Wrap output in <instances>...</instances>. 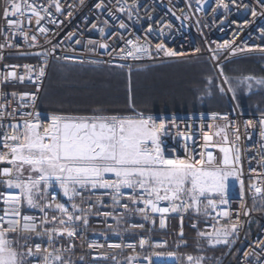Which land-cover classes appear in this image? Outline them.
<instances>
[{"label":"snow or ice","instance_id":"obj_1","mask_svg":"<svg viewBox=\"0 0 264 264\" xmlns=\"http://www.w3.org/2000/svg\"><path fill=\"white\" fill-rule=\"evenodd\" d=\"M185 6L190 9L185 12L184 9L176 8L172 5L168 8L171 16L181 22V27L185 21H191L196 13L215 12V8L206 9L210 0H184ZM217 7L224 13V18L231 12L230 5L237 9L243 7L251 15L253 23L256 18H264V0H255V6L250 3H244V0H214ZM67 3V0H64ZM85 0H79V5L75 2L68 4V10L65 12L61 0H47V7L38 0H6L3 10V18L6 22L8 31L0 33L4 36V41L0 42V50L6 48L19 49V45L11 41L16 35L23 37L29 49H42L31 53H21L22 55H33L41 58V64L33 68L29 64L6 65L10 70L6 73L0 72V84L11 81L23 82L25 79L36 83V92L16 93L0 90V164L10 165L0 169V184L8 189H18L17 195H8L4 198V215L0 216V264H29L33 257L39 256L38 264H73L70 256L66 258L74 247L71 238L77 234L78 225L76 222L86 228L89 224L90 215H100L105 218L111 217L116 221V227L109 225L114 231H119L121 218L127 213L138 214L143 217L145 222L155 225V218L152 214H160V228L166 227L163 214L169 212H187L194 211L197 215L209 216L208 211L211 208L216 212L217 217H230L229 210H218L219 205H229L228 183L229 178H234L240 184L241 200L245 194V182L242 179L243 170L239 167L241 160V150L239 141L241 133L239 129L234 132L235 141L232 146L228 144L227 135L223 137V144L214 145L219 147V152L223 154L221 159H217L211 152H195L187 155L186 158H169L165 155L162 136L169 134L167 124L164 121L157 123L151 116L144 117L138 114L134 118L116 117V116H70V115H52L50 120L45 122L41 120L40 113L37 111L24 112L17 121L16 113L20 108L34 106L40 91L42 78L46 75V68L49 64V58H55V52L60 47L61 42L53 44L48 39L50 29L41 26V21L47 20L48 24H53L57 28L63 25L64 21L56 18L55 14L72 16L73 11L83 6ZM141 7H144L147 17L144 30L146 32L143 40L139 36H134L129 24L119 14H123L132 23H141L142 18L139 15ZM51 12L49 9H53ZM97 11V19L103 15L112 17L117 23L115 26L104 20L102 26L97 23L90 25L101 36V40H87L86 45H94L87 51L92 54H98L99 49H103L106 55L116 54L120 60L133 61L140 60L145 56H151L153 48L149 36L157 31L162 36L165 35V28L171 32L174 25L170 20L156 21L148 15L154 8L141 5L138 0H98L94 5ZM180 12V15H177ZM219 15V14H217ZM25 18L30 25L35 20L38 26L37 31L45 35V43L50 44L51 48H44V45L38 43V36L29 33L31 28L25 30L23 25ZM216 17L213 18L215 23ZM199 25L201 18L192 21ZM106 29L108 30L106 32ZM55 35V33H51ZM203 35V33H201ZM67 38L74 44H81L80 33L69 32ZM239 31L233 36L232 41H225L217 48L208 46L211 54L210 58L219 63L220 56L223 54L227 59L229 56H235L237 53L251 52L253 48L245 43L236 44L235 40ZM108 40L117 37L121 42L120 46L109 44L103 38ZM131 37V38H126ZM260 39L264 40V28L260 29ZM258 47V46H257ZM264 53V47L259 48ZM74 51V49H73ZM155 51L157 54L163 52L166 56L173 57L183 55L170 48L165 43H156ZM199 51V49H197ZM4 59L0 51V61ZM77 63H110V61H101L97 59H76ZM24 69V75H18L17 68ZM124 67V65H116ZM220 76L223 81L218 85L221 93L226 90L233 93L235 99L236 89L232 87V82L224 75L223 67L219 68ZM211 84V78L208 79ZM224 85H228L225 89ZM246 87L251 92L254 86L264 88V78L246 76L236 81V87ZM206 95H211L207 90ZM203 98V97H201ZM19 99L16 108L9 111V106L13 100ZM31 102V103H29ZM7 117L11 120L5 124ZM228 120L227 115L221 117ZM215 119V117H214ZM173 118L171 124L175 125ZM235 123L231 121L230 124ZM260 140L258 154L261 162H264V112H261L258 121H245V131L247 139L251 140L252 135L249 129L257 130ZM219 133H217L218 135ZM184 141L192 140L193 137L187 134H180ZM205 141L203 147L207 149L212 136L207 132L203 133ZM190 145L185 143L186 153ZM27 172V175L25 174ZM258 182L250 183L248 190L253 193V204L256 203L257 196L264 200V174ZM58 186L63 196L71 202V210L64 203L57 200L56 196L49 192ZM106 190L103 195L110 196L112 204H104L101 196H96V190ZM124 189L131 192L125 195ZM87 193V195H85ZM3 194H0L2 196ZM77 198L80 204L76 203ZM95 198V204H90L87 208L81 207V204ZM128 202L121 203L122 200ZM163 202H168L169 206H161ZM53 204L55 208L53 209ZM97 205L101 207H111L113 211L92 212ZM140 205H143L141 207ZM37 208L43 215L40 222H36V217L23 214V208ZM47 210H54L59 213L60 224L66 227L58 228L53 223L51 228L44 225L54 222L57 217L53 215L51 221ZM116 209H124V212H117ZM259 211H264L262 205ZM251 209L245 204L241 209L244 216L251 218ZM237 219H229L228 223L221 224L219 220L212 225V231H197V235L204 239L212 248L217 246H233L239 239L240 230L244 223ZM216 218L213 217V220ZM183 217H181V225ZM130 229H144L145 223L131 224ZM197 228L196 224L192 225ZM128 230V229H125ZM63 236L69 240V248H56L52 241L55 236ZM183 228L181 226L180 236L183 237ZM36 236H47L48 247H42L40 244H30L29 241ZM23 238V243L21 239ZM186 245V241H182ZM264 244V241H257ZM149 246V251L140 259L139 254L128 256L126 259L129 264H153L152 257L160 256L161 253L154 251L166 245V242L151 243L148 238L139 240V248L144 249ZM91 249H100L104 245L90 243ZM110 249L124 248L136 251L135 244L113 243L107 245ZM180 244H177V249ZM199 247V245H198ZM200 251H203L201 248ZM173 257L177 264H206V257L203 255L184 254L178 251H170L166 254ZM246 257H251L244 264H264V248L259 252L253 250L251 253H243ZM108 259V256L96 257L95 259ZM83 261L84 257L81 256Z\"/></svg>","mask_w":264,"mask_h":264},{"label":"built area","instance_id":"obj_2","mask_svg":"<svg viewBox=\"0 0 264 264\" xmlns=\"http://www.w3.org/2000/svg\"><path fill=\"white\" fill-rule=\"evenodd\" d=\"M39 3H43L47 7V0H38ZM65 12L68 10V4L75 2L79 5V0H67V3H64V0H61ZM98 0H85L83 6L78 7L73 11L72 16H65L55 14L56 18L63 20L64 23L59 28L53 24H48L47 20L41 21V26H44L51 30L48 34V39L52 41L53 44L57 42L60 43V47L56 49L55 58H49V64L46 68V75L42 78V83L40 84V91L38 93V98L35 101L34 106H29L27 108H20L17 113V121L23 115L24 112L37 111L40 113L42 121H49L52 115H70V114H61V113H51L40 111L39 105L43 95L44 88L46 86L49 72L54 63L84 66V67H95V68H119L122 70H133L138 67H147L155 66L161 64H167L176 61H189L197 58H205L213 66L218 74L220 66L224 67L225 65L256 56H264V53H261L259 48L264 47V40L260 39V29L264 28V18H256L253 23H248V21L253 20L251 15L247 12L246 9L240 7L237 9L234 5H230L232 9L231 12L227 15V19L224 18V13L219 7L216 6L214 0H210L209 4L206 5V9L215 8V12H208L205 17V13H196L192 16L191 21H185L184 26L181 27V22L176 20L175 17L171 16L168 11V8L172 5H175L176 8L184 9L185 12H189L185 6L184 0H138V2L149 8H154L153 11H150L148 15L153 17L156 21H168L174 25L171 32H168L165 28V35H161L159 32L154 31L150 34L149 39L152 42L153 48L151 50V56H145L140 60L133 61L131 58L128 60H120L116 57V54L113 53L112 56L106 55L103 49L98 50V54H92L87 51L88 48L94 47V45H86L85 41L101 40L100 34L95 30L91 29L90 25L92 23H97V26L100 27L103 24L104 20H108L109 24L115 26L116 21L106 14L97 19V11L94 8V5ZM129 3H132V0H128ZM244 3H250L255 6V0H244ZM6 5V0H0V33L8 31L6 22L3 18V10ZM51 12H54L53 9H49ZM180 12H177V15H180ZM219 14V15H217ZM125 23L129 24L131 32L134 36H139L143 40L146 35L144 30V25L146 24L147 17L145 16L144 7H141L139 15L142 18L141 23H132L131 20H128L123 14H119ZM197 16L201 18V23L197 25L193 23ZM216 17L215 23H213V18ZM24 29L29 28L32 31L29 33L36 34L38 36V43L44 45V48H51L50 44L45 43V35L40 34L37 31L38 26L35 24L33 19L32 23L29 25L27 18H25ZM108 30L106 29V32ZM239 31V35L235 40L236 44L245 43L248 47L253 48L251 52L237 53L235 56H229L227 59L224 58L222 54L219 59V63L213 61L208 50V46L211 45V48L215 49L218 45L223 44L225 41H232L233 36ZM69 32H78L80 33L81 44L77 45L72 43L67 38V33ZM51 33H55L52 35ZM203 33V35L201 34ZM131 38V37H126ZM109 44L120 46L117 37H112L108 40L107 37L103 38ZM4 41V36L0 35V42ZM15 44H18L19 49L16 48H6L2 51L4 59L0 61V72L6 73L10 69L6 65H24L29 64L33 68L41 64V58H38L33 55H22L21 53H31L37 50L42 49H29L24 41L23 37L16 35L14 40L11 41ZM165 43L167 48H170L178 53H183V55H177L173 57L166 56L163 52L157 54L155 51L156 43ZM258 46V47H257ZM74 49V51H73ZM199 49V51H197ZM76 59H83L85 61L89 59H97L101 61H110V63H100V64H90V63H77ZM124 65V67H116V65ZM18 75H24V69L19 67L16 69ZM36 83L25 79L22 83L19 81H11L8 83L0 84V90L5 92H16V93H33L36 92ZM19 103V99L13 100L9 106V111L12 108H16ZM31 103V102H29ZM138 114H142L144 117L151 116L153 120L157 123L164 121L167 124L169 134L162 136L163 148L165 155L169 158L179 157L181 159L186 158L187 155H192L193 150L195 152H211L217 159H221L223 154L219 152V147L214 145L223 144V137L227 135L228 144L226 146H232V143L235 141L234 132L239 129L241 133V139L239 141L240 150H241V160L239 167L242 168L243 174L242 179L245 182V194L243 197V203L241 200V194L237 196L228 197L230 204L229 205H219L218 210H229L230 217H217L216 212L211 208L208 209L210 215L205 217L203 215H197L194 211L189 210L187 212H169L163 214L166 227L161 229L160 224V214H152L155 218V225L153 226L149 222H145L143 217L138 214H125L121 218V223L119 224V231H114L108 226L111 224L116 227V221L111 217L105 218L100 215H90L88 217L89 224L85 228L81 222H76L78 225L77 234H75L71 240L74 247L69 253H66V258L70 256L73 264H129V261L126 259L128 256H136L139 254L140 259H143V256L146 252L149 251V246H145L144 249L139 248V240L141 238L150 239L151 243H161L166 242V245L160 248L154 249V251L161 253L160 256H153V264H177L176 261H169L167 258L169 256L163 255L166 254L175 244L176 250L184 248L185 244L184 235L186 230H189L193 233L196 238L202 239L197 235V231H212V225L219 220L221 224L228 223L229 219H237V214L239 213V220L244 223V227L240 230L239 239L236 240L235 244L230 247H226L223 255L217 260V264H244V262L251 257H246L243 255L245 252L251 253L253 250L259 252L261 248H264V244H259L257 241H264V211H259L258 209L264 205V200H261L259 196L256 198L255 205L253 204V193L248 190L250 183L258 182L262 175L264 174V162H261V157L258 154L259 145L257 141L260 140L257 130L249 129V133L252 135V139H247L244 135L245 131V121L254 120L258 121L261 114L245 115L243 114L235 104H233L231 110L226 112H198L191 114H175V115H150L141 112H133L127 115H104V116H116V117H126L134 118ZM227 115L228 120H224L221 117ZM70 116H82V115H70ZM87 116V115H85ZM93 116V115H88ZM215 117V119H214ZM175 119V125L171 124V121ZM11 120V117H7L4 121L7 124ZM231 121L235 123L230 124ZM3 129H0V134L3 133ZM207 132L212 136V142L210 146L205 149L203 147L205 141L203 140V133ZM181 133L187 134L193 137L192 140L184 141ZM217 133H219L217 135ZM185 143L190 145L189 151H185ZM3 167H11L10 165L0 164V169ZM106 190L98 189L96 190V196H101L104 204L111 205L112 201L110 196L103 195ZM125 195L129 194L131 191H125ZM19 192L11 191L6 188L3 184H0V216L4 215V209L8 207L4 204V198L8 195H17ZM56 196L57 200L61 203H64L66 207H69L71 210V202L67 198H64L59 192H52ZM87 195V193L85 194ZM128 202L126 199L122 200L121 203ZM76 203L80 204V199L77 198ZM90 204H95V198L87 201L84 204H81V207L87 208ZM247 205V208L251 209V218L246 217L242 214L241 209L244 205ZM143 207V205H140ZM161 206H169L168 202H163ZM55 205L53 204V209ZM49 213V219L55 215L57 219L54 222H50L44 227L51 228L53 223L58 228L66 227L65 224H60L59 213L54 210H47ZM99 211H113L111 207H101L97 205L92 209L93 213ZM117 212H124V209H116ZM23 214L31 215L36 217V222H40V217L43 215L39 210H28L27 207L22 209ZM181 217H183V222L181 225ZM213 217L216 219L213 220ZM172 221L177 223V231L172 229ZM145 223L144 229H130L131 224ZM196 224L197 228H193L192 225ZM181 226L183 228V237L180 236ZM128 229V230H125ZM172 235V236H171ZM23 243V238H20ZM30 244H40L42 247H48V237L47 236H34L32 240L29 241ZM53 245L56 248L63 246L64 248H69V240L63 236H55ZM90 243H96L104 245L100 249H91L88 247ZM119 243V244H135L137 245L136 251L133 252L131 249L124 248L123 251L120 249H110L107 247L109 244ZM177 244H180V247L177 249ZM108 256V259H95L96 257ZM83 256L84 260L81 261L80 257ZM39 256L33 257L30 259L29 264H38ZM144 264H147L145 261Z\"/></svg>","mask_w":264,"mask_h":264},{"label":"rangeland","instance_id":"obj_3","mask_svg":"<svg viewBox=\"0 0 264 264\" xmlns=\"http://www.w3.org/2000/svg\"><path fill=\"white\" fill-rule=\"evenodd\" d=\"M256 57H260L259 59L264 58V56H256ZM204 59L205 58H197V59L189 60L191 63L190 65L192 66H188V67L180 66V67H184L181 70L182 71L181 73L184 75L173 74L174 75L173 78L170 79L167 78L165 80L166 83L165 84L162 83L163 85L156 80H154L153 82L152 81L148 82L149 79L144 80L140 77L134 78L135 76L133 75V73L144 70L146 68V67H138L129 71L121 69V71H124L121 72L123 75L121 76L117 75L115 76L114 79H110L111 81H108L107 78L99 77L93 81H90L87 84L79 83V82L77 83L76 81H71V82L69 81L68 83L60 82L59 85L56 86L55 93L53 94L60 97L59 92H61V90L64 89L77 90V91L81 90L87 92L105 91L106 93L109 94H102V95L98 94L99 96H97L96 98H86L82 102L85 105H88L102 101L104 103H108L112 105V102H117L121 100L120 102L114 103V105L117 107L120 105H126L128 110L141 112V113L145 112L146 109H149V108H143L144 103L141 101L142 98L140 93L142 92L145 93V91L150 92L149 99L151 100H149L150 103H147L148 105H152V104L158 105L156 104L157 101L159 102L161 101V100H157L158 96L162 95L161 99L163 100L164 103L161 104L163 105L165 104L166 107L175 108L176 107L175 103L182 102L185 105L182 106L187 108L188 107L192 108V110H184L186 108L184 107L182 108V106H179L180 110H182L183 113H187V112L198 113L202 111L205 112V111H213V110H229V109L231 110L233 104H235L237 108L241 111L245 110V107H249L252 108V110H250L251 113L264 112V88H261L259 86H254L251 92H249L244 86L236 87V81L239 79H243L246 76L264 78V63L258 62L255 65L256 67H250L249 65L244 67L241 66L238 69H235V71L232 70L233 72H231V76L230 75L228 76V74L225 72V69L223 68L224 75L228 78L229 81L232 82V87L236 89L235 99H234L232 92L226 90L224 93H221L219 91L218 85L222 83L223 77L220 76V74L216 72L213 66L210 63L208 64L207 60ZM197 61H203L206 67L205 68L200 67L199 69V67L194 66L195 63L199 65ZM178 69L181 68L178 67ZM198 72H200V75L197 74ZM180 78L182 79L186 78L189 81V83L186 82L182 84L180 82H174V79L178 80ZM197 78H199L202 81L201 84ZM209 78H211L212 80L211 84L208 83ZM196 79H197L196 82L199 83H195ZM162 87L165 94H160L156 90ZM224 87L225 89H227L228 85H224ZM178 88L179 90L175 95L174 91L175 89L177 90ZM180 89L182 92H180ZM207 90L211 91V95L205 94ZM167 91H172V92L169 93ZM122 92L123 94L125 92L126 98L123 97ZM76 99L77 98L75 97L66 96V98L62 99V102L68 103L72 106L73 104H75ZM180 104L181 103H179L178 105ZM169 110H175V109H169ZM99 111L100 110H95L96 113H98ZM150 115H154V114H150ZM160 115H175V114H160ZM25 174L27 175V172ZM227 183H228V197L237 196L241 194L240 184L237 180H235L234 178H229ZM9 190L19 192L18 189H9ZM124 190L131 191L129 189H124ZM49 192L51 193L59 192L63 195L62 191L59 189L58 186H54L53 189H49ZM27 209L39 210L37 208H27ZM175 230L177 231L178 229L176 228ZM184 241H186V245L184 246V248L180 250H176L174 244L171 246L169 251H178L181 255L184 254H192L194 256L203 255L207 258L206 264H217V260L223 255L224 251L226 250V246H217L216 248H212L205 242L204 239L196 238L193 235L190 239H187L185 234ZM201 248L203 249V251H200ZM167 260L176 261L173 257H168Z\"/></svg>","mask_w":264,"mask_h":264},{"label":"trees","instance_id":"obj_4","mask_svg":"<svg viewBox=\"0 0 264 264\" xmlns=\"http://www.w3.org/2000/svg\"><path fill=\"white\" fill-rule=\"evenodd\" d=\"M259 58L260 57H249V58L237 60V61H234V62H231V63L225 65L223 68L225 69V72L228 74V76L229 75L231 76V72L235 71V69H238L241 66L244 67V66L249 65L250 67H256L255 65L258 62L264 63V58H262V59H259ZM204 60H206V59H204ZM197 62L199 65H197L195 63L194 66L199 67V69H200V67H202V68L206 67L204 65L205 63L203 61H197ZM207 62L209 64L208 60H207ZM190 64H191L190 61H179V62H171V63L155 65V66H147L144 70L137 71V72L133 73V75L135 76L134 78L140 77L144 80L149 79L148 82H151V81L153 82L154 80H156V81H159L161 84L162 83L165 84L166 83L165 80L167 78H169V79L173 78V76H174L173 74H176V75L182 74L181 70L184 67L192 66ZM180 66H184V67H180ZM178 67L181 69H178ZM121 72H124V71H121V69H119V68H95V67H84V66L54 63L50 69V72H49V77H48L46 86H45L44 91H43V95H42V98L40 101L39 109H40V111H43V112L61 113V114H70V115L76 114V115H82V116H85V115L88 116V115H127V114H131L135 111L128 110L126 105H120L118 107L114 105V103L120 102L121 100H119L117 102H112V105H110L108 103H104L102 101L97 102V103H93V104H88V105H85L82 102L86 98H96L97 96H99L98 94H101V95L102 94H109V93H106L105 91H101V92L89 91V92H87V91H81V90L77 91V90L64 89V90H61V92H59L60 97L53 94V93H55L56 86H58L60 82L68 83L69 81L70 82L76 81L77 83L79 82V83H84V84L86 83L87 84L90 81H93L99 77L100 78H107L108 81H111L110 79H114L115 76L123 75ZM197 74L200 75V72H198ZM182 75H184V74H182ZM169 76H171V77H169ZM174 78H176V77H174ZM191 78H193V77H191ZM197 79L199 80V82L201 84L202 81L199 78H197ZM197 79L195 80V83H199V82H196ZM174 82H180L182 84L186 83V82L189 83V81L186 78H184V79L180 78L178 80L174 79ZM105 84H106V82H105ZM102 85H104V84H102ZM156 90L160 94H165L163 87L158 88ZM178 90H179V88L177 90L175 89V91H174L175 95L177 94ZM167 92L171 93L172 91H167ZM180 92H182L181 89H180ZM122 94H123V92H122ZM140 94H141V98H142L141 101L144 103L143 108H149V109H146L145 112H143L145 114H154V115L191 114L188 112L183 113L182 110H180L179 106L184 105L182 102L175 103V106H176L175 108L174 107H171V108L166 107L165 104L164 105L161 104L164 102L161 99L162 95L159 94L160 96H158L157 100H161V101L160 102L157 101V103L154 102L158 105H155V104L148 105L147 103H150L149 100H151V99H149L150 92L145 91V93L142 92ZM66 96L77 98L75 100L76 101L75 104H73L71 106L68 103L62 102V99L66 98ZM123 97L126 98L125 92L123 94ZM122 101H123V98H122ZM179 103H181V104L178 105ZM184 106H182V108ZM184 108H186L184 110H192L191 107H188V108L184 107ZM169 109H175V110H169ZM95 110H100V111L98 113H96ZM229 110H213V111H205V112H226ZM250 110H252V108L245 107V110H243V111L240 110V111L245 115L261 114V113H251ZM202 112H204V111H202ZM176 228H177V223L175 221H172V229L175 230ZM185 234H186L187 239H190L193 235V233L190 232L189 230H186Z\"/></svg>","mask_w":264,"mask_h":264},{"label":"crops","instance_id":"obj_5","mask_svg":"<svg viewBox=\"0 0 264 264\" xmlns=\"http://www.w3.org/2000/svg\"><path fill=\"white\" fill-rule=\"evenodd\" d=\"M61 194V193H60ZM62 195V194H61ZM63 196V195H62ZM64 197V196H63ZM64 198H67V197H64ZM29 210V209H28Z\"/></svg>","mask_w":264,"mask_h":264}]
</instances>
